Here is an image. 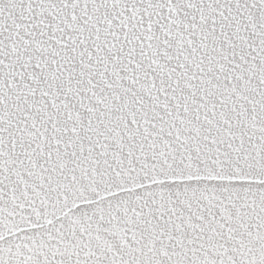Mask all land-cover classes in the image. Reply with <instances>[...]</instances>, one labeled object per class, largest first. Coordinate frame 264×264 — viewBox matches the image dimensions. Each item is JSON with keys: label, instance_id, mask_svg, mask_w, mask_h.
I'll return each mask as SVG.
<instances>
[{"label": "snow or ice", "instance_id": "1", "mask_svg": "<svg viewBox=\"0 0 264 264\" xmlns=\"http://www.w3.org/2000/svg\"><path fill=\"white\" fill-rule=\"evenodd\" d=\"M0 264H264V0H0Z\"/></svg>", "mask_w": 264, "mask_h": 264}]
</instances>
